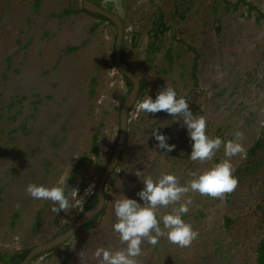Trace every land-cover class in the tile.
I'll list each match as a JSON object with an SVG mask.
<instances>
[{
  "label": "rangeland",
  "instance_id": "374dc122",
  "mask_svg": "<svg viewBox=\"0 0 264 264\" xmlns=\"http://www.w3.org/2000/svg\"><path fill=\"white\" fill-rule=\"evenodd\" d=\"M101 1L121 14L112 0ZM120 5L122 52L141 80L142 94L131 107L127 140L107 180L105 208L31 264H81L80 256L83 264H98L97 248L126 247L113 230L116 200L126 196L143 203L137 193L145 177L171 173L190 185L193 174L229 159L222 144L211 160H191L193 141L182 117L139 111L147 95L155 99L170 86L195 116H205L210 137L227 142L241 132L244 152L230 158L235 171L263 130L264 0H120ZM82 7V0H0V253L7 259L24 257L65 231L97 201L98 181L119 137L120 108L132 83L116 67L117 30ZM155 128L175 145L173 151L158 147ZM96 134L99 146L93 151ZM82 156L90 163L76 173L72 187L70 176ZM62 178L68 213L52 212V201L26 191L29 183L53 187ZM251 185L239 181L222 198L190 190L180 202L160 207L162 217L190 199L182 218L199 235L188 247L167 235L156 245L145 240L136 259L254 264L262 221L258 186ZM74 188L78 196L71 195ZM228 216L230 227L224 225Z\"/></svg>",
  "mask_w": 264,
  "mask_h": 264
},
{
  "label": "clouds",
  "instance_id": "9594fccd",
  "mask_svg": "<svg viewBox=\"0 0 264 264\" xmlns=\"http://www.w3.org/2000/svg\"><path fill=\"white\" fill-rule=\"evenodd\" d=\"M107 2V0H105ZM117 9L123 13L120 0H112ZM139 111L148 114L166 112L170 116L182 117L187 127L188 134L193 141L190 158L193 161L204 162L211 160L215 152L224 146V154L229 159H224L213 167L204 170L199 175L193 174L194 178L190 185H182L179 179L171 173L163 174L154 180L151 176L142 181L144 187L137 193L143 203L136 199L124 198L116 200L114 211L117 221L113 225L114 232L119 234V240L125 244V248H97L94 256L98 264H141L136 258L142 254V244L145 240L156 245L161 236L167 235V239L180 247H188L198 237V232L193 226L182 218V214L189 211L188 205L191 200L181 203L179 208H174L171 213L159 216L160 207L167 208L170 204H176L190 190L212 198H222L224 194L235 191L238 186V177L234 175V166L230 158L244 152L239 142L242 133L237 131L234 140L224 142L220 137H210L207 134V120L205 116H195L189 108V103L183 97H178L174 88L167 86L160 90L155 99L147 95L138 105ZM152 135L158 141V147L171 152L175 145L169 144L168 137L158 129H153ZM141 176V171L135 173ZM65 184L62 178L56 186L47 187L29 183L27 193L34 199L49 200L53 202L51 211L59 214L61 211L68 213L70 209L69 198L65 194ZM91 191L86 190L85 195ZM72 196H78V189L74 188ZM58 205V207L56 206ZM162 219L163 229L160 226ZM165 230H167L165 232ZM81 264H83V257Z\"/></svg>",
  "mask_w": 264,
  "mask_h": 264
},
{
  "label": "water",
  "instance_id": "95a60500",
  "mask_svg": "<svg viewBox=\"0 0 264 264\" xmlns=\"http://www.w3.org/2000/svg\"><path fill=\"white\" fill-rule=\"evenodd\" d=\"M82 5L85 10L103 15L106 18H108L110 21H112V23L115 25L117 30L115 48H114V59H115L116 67L119 72H121L124 76L130 79L132 83V88L129 94L123 100L120 108L119 137L115 145V148L113 150V153L111 155V158L98 181L96 188V194H97L96 203H94L92 206L87 208L83 212V214L75 222L72 223V225L69 228L59 233L52 239L45 242H41L33 246L31 249H29L25 257L20 262L15 264H31L33 259L39 254L66 243L69 239L74 237L76 233L84 225L92 221V219L105 208L106 200H107V191H106L107 180L109 179L113 171L116 169L120 161L121 153L126 143L128 130H129V113L131 107L134 105V103L136 102L139 96V92L141 88V80L137 76V74L133 71V69L130 67V65L122 57V45L125 35V25H124L123 17L118 12L109 10L102 4H99L93 0H82ZM0 264H11V263H8L0 259Z\"/></svg>",
  "mask_w": 264,
  "mask_h": 264
},
{
  "label": "trees",
  "instance_id": "16d2710c",
  "mask_svg": "<svg viewBox=\"0 0 264 264\" xmlns=\"http://www.w3.org/2000/svg\"><path fill=\"white\" fill-rule=\"evenodd\" d=\"M99 4H101V0H93ZM244 1L245 0H241ZM237 5V4H236ZM109 10H112L111 8L107 7ZM83 10H85L82 7ZM87 11V10H85ZM69 12V10L66 11V13ZM89 13L94 14L95 16L102 18L104 20H107L112 23L108 18H106L103 15L93 13L88 11ZM260 16L264 17V14L261 13ZM122 57L124 58V54L122 52ZM125 78L129 81L130 79L125 76ZM95 82V80H93ZM142 94V90L140 91V95ZM98 135L96 134L93 139V146L92 150L96 151L98 148ZM90 163V161L87 159L86 156L80 157V159L77 161L75 168L70 176V185L74 186V176L76 173L84 167L85 164ZM234 175L238 177V181H247L250 184H252L250 187L258 186V193H259V202L256 205L257 212L261 214V217L259 220L262 223L259 225V228L262 230V237L259 240L258 246L256 248V258L254 264H264V127L261 131V134L259 137L254 141V143L249 147L247 151L246 158L244 162L237 168V170L234 172ZM229 196L232 194L227 193ZM96 203V202H95ZM94 204L93 199L90 201L89 206H92ZM232 223L231 217H227L224 220V225L227 227H230ZM84 227V226H83ZM29 250H26V254ZM25 254V255H26ZM25 257V256H24ZM24 257L15 258V260L7 259V255H3L0 253V259L2 260H8L11 264H15L20 262ZM65 264V262H64Z\"/></svg>",
  "mask_w": 264,
  "mask_h": 264
},
{
  "label": "flooded vegetation",
  "instance_id": "af4514ba",
  "mask_svg": "<svg viewBox=\"0 0 264 264\" xmlns=\"http://www.w3.org/2000/svg\"><path fill=\"white\" fill-rule=\"evenodd\" d=\"M102 2V1H101ZM102 4V3H101ZM103 5V4H102ZM104 6V5H103ZM106 7V6H105ZM107 8V7H106Z\"/></svg>",
  "mask_w": 264,
  "mask_h": 264
}]
</instances>
